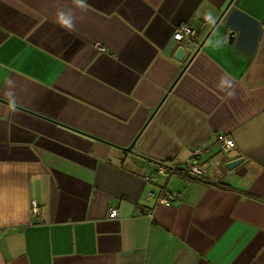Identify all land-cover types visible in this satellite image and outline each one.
<instances>
[{"label":"crops","instance_id":"0c3cea01","mask_svg":"<svg viewBox=\"0 0 264 264\" xmlns=\"http://www.w3.org/2000/svg\"><path fill=\"white\" fill-rule=\"evenodd\" d=\"M86 4L0 0V264H264V0Z\"/></svg>","mask_w":264,"mask_h":264},{"label":"built area","instance_id":"2783aa9c","mask_svg":"<svg viewBox=\"0 0 264 264\" xmlns=\"http://www.w3.org/2000/svg\"><path fill=\"white\" fill-rule=\"evenodd\" d=\"M205 24L213 23L215 22L214 18L206 17L204 18ZM197 31L189 26L187 23H182L175 29L174 36L177 40L182 39H194L196 37ZM219 140L222 144V147L225 152H230L235 148V142L232 138L226 137L221 135L219 137ZM203 150L201 148H195L193 150L192 157L185 160L184 162H165L160 161L158 163V172H171L175 173L178 171H183L187 175L194 177V178H202L206 177L209 173L211 163L208 160H204L201 158V155L203 154ZM155 174H152L151 176H147V180H153ZM153 192L149 193V197L152 195ZM175 198V197H172ZM168 199V198H167ZM165 200V199H164ZM33 211H37V204H33ZM112 216L117 215V209H112Z\"/></svg>","mask_w":264,"mask_h":264},{"label":"clouds","instance_id":"9594fccd","mask_svg":"<svg viewBox=\"0 0 264 264\" xmlns=\"http://www.w3.org/2000/svg\"><path fill=\"white\" fill-rule=\"evenodd\" d=\"M74 3L82 10L87 8L86 0H74ZM55 23L61 27L66 28L69 31H73V17L66 15L64 11H58L56 15Z\"/></svg>","mask_w":264,"mask_h":264},{"label":"water","instance_id":"95a60500","mask_svg":"<svg viewBox=\"0 0 264 264\" xmlns=\"http://www.w3.org/2000/svg\"><path fill=\"white\" fill-rule=\"evenodd\" d=\"M176 58H178L179 60H182L185 56V48L184 46H180L178 49H177V52H176ZM127 149H131V147H128ZM243 162V158H237V159H233V160H230L228 161L226 164H225V167L229 170H232L233 168H235L236 166H238L240 163Z\"/></svg>","mask_w":264,"mask_h":264}]
</instances>
